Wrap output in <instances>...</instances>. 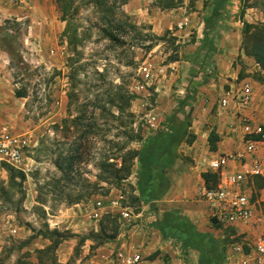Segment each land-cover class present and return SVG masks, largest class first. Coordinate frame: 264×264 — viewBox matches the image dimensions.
I'll use <instances>...</instances> for the list:
<instances>
[{
  "label": "rangeland",
  "instance_id": "1",
  "mask_svg": "<svg viewBox=\"0 0 264 264\" xmlns=\"http://www.w3.org/2000/svg\"><path fill=\"white\" fill-rule=\"evenodd\" d=\"M92 1L63 0L78 36L70 45L55 0H0L8 34L0 38V133L24 145L23 169L6 165L27 176L19 186L0 174V264H110L122 243L152 238L150 209L136 201L134 152L182 100L210 135L231 121L220 100L249 83V112L264 126V71L243 50L245 23L254 26L248 50H264V0H230L206 29L212 0H182L173 9L161 0H108L111 13ZM17 90L27 98H17ZM196 147L199 158L180 153L177 191L192 202L191 219L222 237L198 197L208 140ZM119 194L132 211L125 230L108 211L92 216L96 200ZM255 195L264 220V189L253 187ZM48 229L65 238L40 235ZM262 232L264 223L247 235ZM154 254L144 253L142 264H160Z\"/></svg>",
  "mask_w": 264,
  "mask_h": 264
},
{
  "label": "built area",
  "instance_id": "2",
  "mask_svg": "<svg viewBox=\"0 0 264 264\" xmlns=\"http://www.w3.org/2000/svg\"><path fill=\"white\" fill-rule=\"evenodd\" d=\"M254 96L251 84L243 83L220 100L219 110L231 116V121L220 141L232 140L236 149L211 155L203 173L216 174V183L209 187L203 181L198 189V197L207 205L211 224L218 229L231 228L237 233L240 231L244 236L248 249L245 250L241 244L230 246L227 264L231 263L234 255L240 256V264H264V232L253 239L247 235L264 223L263 218L257 213V201L253 196V180L264 179L263 128L253 120L249 112ZM258 135L262 136V140L257 141L253 138ZM24 158V145L7 132H1L0 164L5 163L23 169L21 166ZM123 199L124 197L119 194L112 198L96 200L92 216L99 218L101 211H108L119 216L123 223L122 229L125 230V222L132 218V211L123 206ZM109 263L142 264L143 256L139 251L122 243L113 253Z\"/></svg>",
  "mask_w": 264,
  "mask_h": 264
},
{
  "label": "trees",
  "instance_id": "3",
  "mask_svg": "<svg viewBox=\"0 0 264 264\" xmlns=\"http://www.w3.org/2000/svg\"><path fill=\"white\" fill-rule=\"evenodd\" d=\"M61 5L63 17L66 22L64 36H66L70 45L77 42V33L73 28L72 14H70V4L64 3L63 0H55ZM66 1V0H65ZM125 3L127 0H119ZM161 5L165 9H173L179 7L182 0H161ZM97 7L106 8V12H112V7L108 6V0H94ZM64 3V4H63ZM230 3V0H212L210 6V15L203 19L204 29L208 24L212 23L214 17L220 14L221 7ZM9 23V21H5ZM253 25L245 23L243 30V50L256 58L261 69L264 71V50L255 46L252 51L248 50L247 42L249 35H252L251 29ZM6 28L0 27V38H7ZM17 98H27L25 90L15 91ZM185 107H188L186 109ZM192 113L193 107L188 106V100L184 99L179 103L178 109L170 115L165 122L161 124V128L144 138H141L140 148L134 152L136 160L137 175L135 179V191L138 195L136 201L142 202L150 209L151 215L154 216V222L151 227L159 231L162 238L165 240L172 239L175 244L180 246L184 252L193 250L198 253L197 264H227L228 250L231 245L238 244L243 238V235H238L234 229L226 228L223 231L222 237L215 235L210 231H200L196 224L185 214L178 209L159 211L157 202L161 200L171 187V180L167 173L174 167L177 160L180 159L179 148L182 144L192 145L196 140V135L192 132ZM263 134H264V126ZM257 141L262 140V136H253ZM220 137L216 131H212L208 137L209 149L211 152L218 150ZM4 165H6L4 163ZM7 166V165H6ZM9 175V181L14 185L22 186L26 181L27 176L24 172L14 168H5ZM17 179L19 182L17 183ZM202 179L207 186H214L217 180V175L205 172L202 173ZM253 186L257 193L264 188V179L256 178L253 180ZM254 196V200H256ZM218 228V227H216ZM44 238H60V241L65 238L57 230H47L45 234H40ZM57 241L53 247L58 248L61 244ZM245 250L248 249L246 244H243ZM158 254H154V258Z\"/></svg>",
  "mask_w": 264,
  "mask_h": 264
},
{
  "label": "crops",
  "instance_id": "4",
  "mask_svg": "<svg viewBox=\"0 0 264 264\" xmlns=\"http://www.w3.org/2000/svg\"><path fill=\"white\" fill-rule=\"evenodd\" d=\"M159 120H156V126L159 124ZM192 132L196 135V140L192 145H187V144H182L181 147L179 148L180 153H184L186 156H195L194 159L201 157L199 154V150L196 147L197 144H199L200 141H207L208 140V133L204 131L201 127L197 125L196 120H192V127H191ZM226 129L222 130V128L218 129L216 132L219 134L220 138L222 139L221 136H224ZM236 149L235 144L233 143L232 140H221L220 143L218 144V150L216 152H211L210 149L208 150L209 154H219L222 151L225 150H234ZM180 163V159L177 160L175 163L174 167L167 173L168 178L171 180V187L168 191V193L157 202L158 207H163V210H173V209H178L180 210L183 214L188 216L191 219V210L189 209L190 204L192 202H189L190 204H187L188 202L183 200L184 194L177 191V183L175 182V177H176V171L175 168L178 166ZM7 174L5 170L2 169L0 165V174ZM204 180L202 179V182ZM176 191V192H175ZM162 210V211H163ZM153 217V222H154V216ZM192 220V219H191ZM198 229L200 231H205L201 229L198 225V222L195 220H192ZM54 223L53 221H50ZM152 238H149L148 236L145 235L143 237V240L137 239L136 242H133L130 247H132L134 250H137L143 255L144 253H157L158 255L154 258L155 263H160V264H197V256L198 253L190 250L188 252H184L180 246L175 244L174 240L169 239L165 240L162 238L161 234L159 231L155 230L154 228L149 232ZM145 244H147L145 246ZM0 253H1V248H0ZM241 258L239 255H234L232 258L231 263L229 264H240Z\"/></svg>",
  "mask_w": 264,
  "mask_h": 264
}]
</instances>
